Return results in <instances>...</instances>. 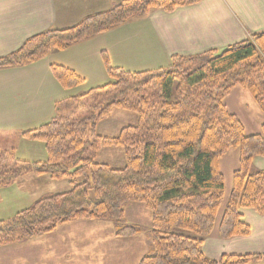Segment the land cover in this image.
Listing matches in <instances>:
<instances>
[{"label":"trees","instance_id":"trees-1","mask_svg":"<svg viewBox=\"0 0 264 264\" xmlns=\"http://www.w3.org/2000/svg\"><path fill=\"white\" fill-rule=\"evenodd\" d=\"M200 1L122 0L71 27L29 37L0 57V70L34 64L152 11L170 13ZM219 52L173 56L168 67L142 72L111 67L102 53L110 83L70 95L55 104L51 120L20 134L22 139L43 144L45 161L30 163L14 159L12 152L0 154V189L33 174L65 180L70 186L0 221V248L49 235L59 226L78 221L109 222L115 238L134 237L140 234L137 225L121 221L125 207L137 203L150 214L149 251L137 264L264 263V254L211 260L201 251L223 201L219 164L230 150L238 151V167L232 173L218 236L249 235L242 210L264 216V171H251L252 161L264 157V124L259 133L246 135L243 124L224 105L239 87L264 116V31ZM50 71L65 91L84 84V79L62 65H50ZM95 108L97 113L80 116ZM113 110L135 114L137 123L123 127L115 137L97 135V124ZM104 147L121 148L125 162L121 169L94 161Z\"/></svg>","mask_w":264,"mask_h":264},{"label":"crops","instance_id":"crops-1","mask_svg":"<svg viewBox=\"0 0 264 264\" xmlns=\"http://www.w3.org/2000/svg\"><path fill=\"white\" fill-rule=\"evenodd\" d=\"M120 1L0 0V57L15 51L35 34L71 27L83 17L107 10ZM261 31H264V0H201L170 13L152 11L146 17L64 52L51 53L34 64L1 69L0 133L11 141L14 137L20 139L21 132L36 129L51 120L56 115L55 104L73 95L64 90L67 97H60L64 91L53 78L50 65L69 68L84 79L81 87L86 86L89 78V84L97 85L90 88H96L106 84L102 53L107 55L111 67L128 72L154 71L168 67L173 56L219 52ZM82 48L86 50L77 58L69 56V52L77 54ZM101 78L105 80L101 81L102 85L98 84ZM262 119L258 125H253L254 134L260 132ZM21 126L31 127L21 131ZM251 171H264V157L252 161ZM241 213L250 227L249 235L222 239L218 233H211L201 247L206 258L264 254V216L250 210ZM95 222L62 225L49 235L0 248V264H137L149 251L148 239L140 234L118 239L110 233L107 240L101 242L104 224ZM109 227L108 224L110 232Z\"/></svg>","mask_w":264,"mask_h":264},{"label":"rangeland","instance_id":"rangeland-1","mask_svg":"<svg viewBox=\"0 0 264 264\" xmlns=\"http://www.w3.org/2000/svg\"><path fill=\"white\" fill-rule=\"evenodd\" d=\"M85 50L86 49L82 48L78 51L77 54L73 52H69V56L77 58V56H80L81 53ZM87 80L88 83L86 81L87 84L85 87H79L74 91H70L69 94L70 93L82 94L88 91V89H92L90 87L97 86L96 84H89V78ZM99 80L100 81L98 82V84L103 83L101 81H105V80L106 81L104 83L106 84L111 82V80H109L108 77L105 80H103V78ZM90 83H91V79H90ZM60 97L66 98L67 93L64 91L63 93H61ZM102 105L103 104H101L100 106ZM224 105L226 106L227 110L230 113L234 114L243 124L246 135H253L255 133L252 130L253 125L254 124L258 125L263 120L262 118H264L263 115L258 110L257 106L255 105L254 101L250 97V95L247 92L240 89L239 87L234 88L231 91V93L225 98ZM97 110L99 109L95 108L94 111L92 109H86L84 112L80 113V116L81 117L89 116L91 114V111L97 113L98 112ZM55 113L56 111L54 108V115ZM136 123H137V117L135 114L122 110H113L112 114L107 120H102L97 124L96 134L104 137H115L118 135L119 131L123 127L133 126ZM21 127L22 128H20V130L22 131V130H27L28 129L27 127H31V126H27V127L21 126ZM15 138L17 137H14L13 141H11L12 140L11 138L4 137L0 133V154L2 153L6 154L12 152L14 153V157H13L14 159L27 158L29 160L28 162L30 163L32 161H38V160L45 161L46 150L44 149V146L41 142L35 140L30 141V140L22 139L21 136L20 139L17 138L18 141ZM29 154L35 156H30ZM94 161L96 163L107 164L113 169H121L125 164L122 150L121 148L118 147L101 148L94 155ZM219 167L224 177V197L216 217V222L212 230V234L218 233V224L222 216L225 204L227 202L229 193L231 191L232 173L238 167V151L230 150L220 160ZM68 190H70V186L68 182L65 180L53 181L49 179V177L39 176L34 174L24 176L19 182H16L6 188L0 189V221H7L11 219L16 213L30 207L37 199L43 197L47 193L61 194ZM149 216L150 214L148 210L145 209L143 205L137 203H131L125 207L124 218L121 221V224L133 223V225L134 224L137 225V227L140 229V237L145 239L147 236L146 232L148 229H150ZM101 223L104 224V230L99 240L101 242H104V240H107L110 233H112V230L110 227H109L110 232L108 230V224L111 225L109 222H101ZM122 239H128V238H122Z\"/></svg>","mask_w":264,"mask_h":264}]
</instances>
